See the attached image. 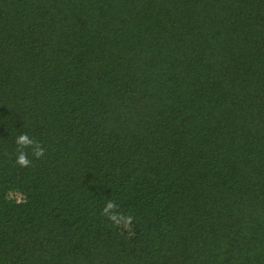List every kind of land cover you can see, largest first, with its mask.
<instances>
[{"label": "trees", "instance_id": "obj_1", "mask_svg": "<svg viewBox=\"0 0 264 264\" xmlns=\"http://www.w3.org/2000/svg\"><path fill=\"white\" fill-rule=\"evenodd\" d=\"M0 264H264V0H0Z\"/></svg>", "mask_w": 264, "mask_h": 264}, {"label": "clouds", "instance_id": "obj_2", "mask_svg": "<svg viewBox=\"0 0 264 264\" xmlns=\"http://www.w3.org/2000/svg\"><path fill=\"white\" fill-rule=\"evenodd\" d=\"M16 158L15 164L20 167H29L32 161L29 159V152L26 149H31V155L34 158H41L45 154V149L42 144L36 139L29 136L28 133H21L15 138ZM101 215L106 217L116 226H126L131 223L132 217L125 215L118 210V205L113 200L106 201Z\"/></svg>", "mask_w": 264, "mask_h": 264}]
</instances>
